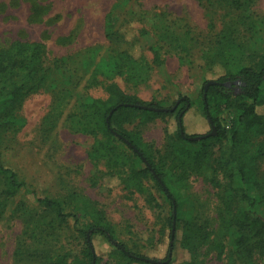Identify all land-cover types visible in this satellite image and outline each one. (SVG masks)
Returning <instances> with one entry per match:
<instances>
[{
    "label": "rangeland",
    "instance_id": "rangeland-1",
    "mask_svg": "<svg viewBox=\"0 0 264 264\" xmlns=\"http://www.w3.org/2000/svg\"><path fill=\"white\" fill-rule=\"evenodd\" d=\"M241 3L237 9L216 0H0V48L16 40L43 42L48 64L58 65L38 92L13 107L12 123L0 115L2 163L14 168L26 183L0 214V264H13L20 246L44 249L48 262L69 253L65 264H86L85 233L92 238L98 264H141L128 260L104 236L94 233L100 218L134 254L158 264L193 260L183 247L182 223H176L175 245L167 259L173 210L150 177L136 175L135 169L144 168V163L121 142L113 144L115 161L92 159L93 147L103 136L77 131L72 117L82 116L86 98L104 99L108 85L117 84L143 103L162 108L174 107L181 97L189 99L186 133L210 132L202 90L223 75L221 67L211 66L217 41L230 34L233 42L244 46L247 61H260L264 55V0ZM109 14L121 26L118 42L105 34ZM119 50L150 67L142 82L114 69ZM155 51L160 54L158 62ZM134 68L140 71L139 66ZM221 84L234 97L241 92L239 80ZM58 97L63 102L62 115L52 130L46 117ZM211 111L225 128L231 127L234 110L218 112L213 107ZM260 113L264 114V107ZM121 125L170 177L184 219L191 216L187 213H192L194 221L218 215L210 178L223 146L215 147L201 169L186 179L168 149L170 137L176 138V116L149 122L133 119ZM39 198L58 201L70 216L64 221L56 210H44ZM203 264L232 263L227 256H209Z\"/></svg>",
    "mask_w": 264,
    "mask_h": 264
},
{
    "label": "trees",
    "instance_id": "trees-1",
    "mask_svg": "<svg viewBox=\"0 0 264 264\" xmlns=\"http://www.w3.org/2000/svg\"><path fill=\"white\" fill-rule=\"evenodd\" d=\"M216 1L220 4L227 3L237 9L242 6V0ZM249 24L256 28L255 21L250 20ZM120 29L119 20L109 14L105 20L107 38L110 41H120L122 37ZM216 44V55L211 61V66L221 67L223 75L212 81L225 83L239 80L241 83V92L235 97L222 84L211 85L206 92L204 88L202 90L203 113L208 119L210 132L215 127L216 134L209 135L210 132H208L189 135L186 133L184 116L189 108V99L181 97L178 104L175 102L174 107L177 106L173 112H157L140 106L162 107L143 103L138 96L125 93L117 84L108 85L106 89L108 95L104 99L86 98L82 105V116L74 115L72 119L78 127L77 131L96 137L103 136V139L97 140L93 147L92 159L115 161L117 155L113 144L116 142L126 144L117 134L123 136L141 152L155 173L150 170L146 161L131 149L134 157L145 166L135 169L136 175L150 177L163 191L172 210L173 201L175 202L176 223L184 224L183 247L193 256V260L185 264H203L204 259L209 256H215L217 259L227 256L232 264L237 261L242 264H264V114L260 113L261 108L264 107V55L260 61H247L248 55L244 51V46L233 42L230 34L226 33ZM250 51L252 52L251 47ZM154 54V59L158 62L160 54L158 51ZM114 61V69L118 67L120 72L127 71L130 79L136 82H142L149 73L150 67L145 65L142 59L133 60L124 51L119 50ZM55 66L58 65L48 64L46 46L43 42L16 40L9 47L0 48L1 120L6 119L8 123H12L13 107L28 95L38 92ZM138 66L139 72L134 68ZM100 68L98 66L96 71ZM205 94L206 97H204ZM232 98L235 99L232 100ZM62 105L63 102L58 97L52 111L46 117L47 119L45 118L50 122L52 130L61 118ZM213 107L218 112L235 111V117L229 129L225 128L218 116L212 113ZM113 109L115 110L110 116ZM181 114L183 116L179 118ZM163 116H176V138L174 140L170 137L168 149L169 154L173 156V163L185 173L186 179H189L191 173L201 169L202 163L209 158L215 147L223 146L210 178L219 204V212L214 219L194 221L192 213H187L186 216L188 214L191 216L184 219L181 203L170 187V177L158 168L151 156L142 148L139 139L123 130L121 125L133 119L149 122ZM201 136L199 140H189L190 137ZM117 178L120 179L119 176ZM0 183L2 184L0 186L1 214L9 200L16 197L26 186L14 168L2 163L1 155ZM38 201L44 210H56L58 216L64 221L70 216L63 213L61 204L56 200L39 198ZM24 212L29 213L27 210ZM172 223L173 213L169 218L171 232L167 259L171 257L175 245ZM94 233L104 236L132 262L158 264L145 260L148 257L132 253L121 244L115 238L112 226L103 218L96 223ZM84 235L86 249L83 256L87 260L86 264H98L92 238L87 233ZM68 257L69 253L58 254L52 262H48L44 249L20 246L14 252L13 264H65Z\"/></svg>",
    "mask_w": 264,
    "mask_h": 264
},
{
    "label": "water",
    "instance_id": "water-1",
    "mask_svg": "<svg viewBox=\"0 0 264 264\" xmlns=\"http://www.w3.org/2000/svg\"><path fill=\"white\" fill-rule=\"evenodd\" d=\"M214 84H221V83H218V82H215V81H210V82H208L206 85H205V87H204V90H205V92L208 90V88L211 86V85H214ZM204 97H206V94L204 95ZM180 101H177V103L176 104H178ZM189 105L190 104H188V107H189ZM176 106L177 105H175V107H172V108H156V107H149V106H140L141 108H145V109H149V110H153V111H157V112H167V111H171V112H173V111H175V109H176ZM114 110L115 109H113L112 111H111V113H110V116H111V114L114 112ZM183 115L181 114L180 116H179V118H181ZM110 118V117H109ZM109 118L107 119L108 121H109ZM212 134H216V129H215V127H213V131L209 134V135H212ZM118 135V137L120 138V139H122L131 149H133V151H135L140 157H142L143 158V155L141 154V152L134 146V145H132L128 140H126L123 136H121V135H119V134H117ZM202 138V136L201 137H190L189 138V140H193V141H195V140H199V139H201ZM144 159V158H143ZM145 160V159H144ZM143 160V161H144ZM146 161V160H145ZM146 163H147V165L149 166V168H150V170H152L153 172H154V170H153V168L150 166V164L146 161ZM155 173V172H154ZM156 175V174H155ZM159 179V178H158ZM160 182H161V180H159ZM162 183V182H161ZM163 185V184H162ZM176 217H177V207H176V204H175V202L173 201V223H172V235H175V230H176ZM171 258V257H170ZM169 258V259H170ZM145 260H147V261H149V262H151V263H159L158 261H155V260H152V259H145Z\"/></svg>",
    "mask_w": 264,
    "mask_h": 264
}]
</instances>
